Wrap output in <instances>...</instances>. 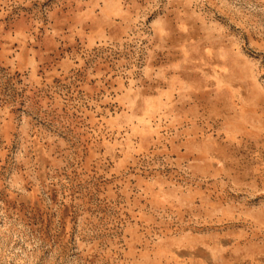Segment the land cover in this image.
<instances>
[{
  "label": "rangeland",
  "instance_id": "rangeland-1",
  "mask_svg": "<svg viewBox=\"0 0 264 264\" xmlns=\"http://www.w3.org/2000/svg\"><path fill=\"white\" fill-rule=\"evenodd\" d=\"M0 264H264V0H0Z\"/></svg>",
  "mask_w": 264,
  "mask_h": 264
}]
</instances>
